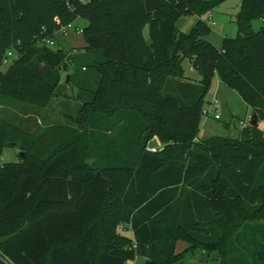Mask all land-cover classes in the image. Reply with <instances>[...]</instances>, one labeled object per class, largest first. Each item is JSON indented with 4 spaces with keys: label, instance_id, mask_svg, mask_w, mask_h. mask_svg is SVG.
I'll return each mask as SVG.
<instances>
[{
    "label": "trees",
    "instance_id": "1",
    "mask_svg": "<svg viewBox=\"0 0 264 264\" xmlns=\"http://www.w3.org/2000/svg\"><path fill=\"white\" fill-rule=\"evenodd\" d=\"M223 1L0 0V102L33 118H0V156L12 144L25 154L0 167L9 264H180L189 249L264 264V133L245 125L237 138L195 142L214 77L264 121V27L252 30L264 0H241L237 36L215 47L201 18ZM190 15L183 33L177 21ZM82 19L86 49L104 55L98 87L69 123H48L40 114L73 56L43 40ZM9 49L19 59L2 71ZM243 213L260 220L239 223Z\"/></svg>",
    "mask_w": 264,
    "mask_h": 264
},
{
    "label": "rangeland",
    "instance_id": "2",
    "mask_svg": "<svg viewBox=\"0 0 264 264\" xmlns=\"http://www.w3.org/2000/svg\"><path fill=\"white\" fill-rule=\"evenodd\" d=\"M240 1L241 0H225L219 4V7L215 8L212 12L206 13L204 21L211 27L212 33L210 37L211 43L215 47H219L221 44V41L223 38H235L237 35V25H236V17L239 13L240 9ZM208 15H210V19H207ZM209 18V17H208ZM197 20L196 16L190 15L188 17H182L177 21V28L183 32L188 33L191 31V28L195 24ZM75 26L80 27V29L87 25V22L85 20H76L74 22ZM261 27H264V13L261 17H256L253 19L252 22V30H259ZM57 36V35H56ZM146 36V31H145ZM80 37V36H79ZM60 44L64 46V51H71L73 52L72 55H80L82 58H78L75 60L74 63H68L65 70L61 71V80L63 86L72 87V90L75 93L76 88L73 87V83H71V78H68V75L73 76V78L76 76V78H82L84 76L88 75H94L97 76L98 73L94 70V65L96 64L95 61H93V58L91 55H89V50L87 49H70L69 48V41L63 39L60 36H57L56 38ZM55 40V37H54ZM76 40H74L75 42ZM77 42V41H76ZM58 45L54 46V49H57ZM88 51V52H87ZM100 53V52H99ZM19 59V58H18ZM82 67H84L82 69ZM184 68V74L186 79L190 81L199 82L200 76L196 74L194 71H191V65L188 61H185L183 63ZM2 71H4V68H1ZM68 78V81H67ZM59 82V83H60ZM211 86L208 90L207 95L205 96V104L203 107V112H207L209 114V117L203 116L200 123V134L198 139L195 140L196 144L202 147V142L206 139L210 138L211 136H220L225 137L228 136L230 138H237L239 132L241 131V128L243 127L240 122L244 123L245 125H248L249 120L251 119V116L253 112L250 108L246 107L241 97H238L236 92L229 89L227 86L223 85L221 82L218 81L217 77H214ZM65 90L64 87L61 88V90L56 89L55 93L56 96L52 98V100L49 102L48 106L45 108V112H41L40 116L43 115L47 119L48 123H54L56 121L60 122H66L68 117L63 115V111L67 110L69 105H73L75 103H79L82 105L84 102L89 101H82L83 98H77L75 99L74 95H70V97H64L60 95L58 92ZM70 90V89H69ZM70 93V91H69ZM81 97H84L87 95L86 92L81 93ZM213 96H216L220 102L221 110L220 113H222V119L219 121H216L212 117V111L210 107V101L213 99ZM53 101L58 102V104L53 105ZM53 105V106H52ZM17 106H22L20 104H17ZM24 106V105H23ZM50 107H52L50 110ZM82 107V106H81ZM32 109H35L31 107ZM31 111V110H30ZM21 112L13 107L12 104L5 105V102H0V118H2L5 121H11L18 117L20 119H24L25 116L28 119H31L32 116L23 115L20 114ZM26 119V118H25ZM33 120V118H32ZM27 125L26 122H24L25 125L28 126V128H31L33 125L32 122ZM40 122L38 121V126H40ZM43 125V124H42ZM41 125V126H42ZM244 125V126H245ZM258 128L261 129V131L264 133V121H258ZM33 128V127H32ZM152 145L158 146L157 150H159L160 144L157 140L151 141ZM19 152L23 153L21 149L15 144L14 146L8 145V147H5L3 149V153L0 156L2 163H9V162H20L21 157L19 156ZM184 155V153H183ZM183 155L175 156L174 158L182 157ZM260 217H253L249 216L243 213L238 219L239 223H244V221L247 222H254L259 221ZM232 227H228L226 233L230 232ZM120 234L122 236H129L131 231L129 229L128 225H122L120 228ZM189 248V244L186 242H178L176 247V253H182L185 249ZM193 252V253H192ZM189 249V251L185 252V256L183 257L180 264H223L221 258L218 256L217 253H214L212 255H206L202 254L199 250L192 251ZM145 258L142 256L136 257L134 261H127L126 264H144Z\"/></svg>",
    "mask_w": 264,
    "mask_h": 264
},
{
    "label": "crops",
    "instance_id": "3",
    "mask_svg": "<svg viewBox=\"0 0 264 264\" xmlns=\"http://www.w3.org/2000/svg\"><path fill=\"white\" fill-rule=\"evenodd\" d=\"M208 17H211V16L208 15ZM201 19L204 20L205 16H203ZM57 36H60V35H57ZM57 36L55 37L54 41L56 42V45L60 46V48H62L64 50V46L62 44H60V42L56 39ZM60 37H62V36H60ZM63 39L69 41V44H70L69 48L70 49H83V48L86 49V43L82 39V35H77V34L71 32L69 37L63 38ZM74 40H76L77 42L76 41L74 42ZM99 52L100 51H91V50H89V52H88L89 55H91V57L93 58V61H95L96 63L102 62L104 60V55H102V53L101 52L99 53ZM72 54H73V52H72ZM72 56L73 57H72V60H71L70 63H74L76 59L82 58V56H80V55H75L74 54ZM83 68L84 67H82V69ZM191 71H193L192 68H191ZM68 77L71 78V83H73V87L76 88L75 93L72 90V87H68L67 88L66 86L62 85V82L59 83L58 90H61V88H63V87H64L65 90L59 91L58 93L60 95L64 96V97H68V98L70 97V95H74L75 99H77L79 97L83 98L82 99L83 102L86 101V100L89 101L92 98V93H94L96 91V89L98 87L97 85H98L99 80H100V76L99 75H97V76L88 75V76H84L82 78H76V76L73 78V76L68 75ZM69 91H70V93H69ZM83 92H86L87 95L84 96V97H81L82 96L81 93H83ZM53 103H54L53 105H55V104L57 105L58 104V102H56V101H53ZM81 106L82 105L80 104V102L78 104L75 103L73 105H69L68 109L63 111L62 113H64L63 115H65L67 117H69V116L70 117H74L78 113V111L81 109ZM51 108L52 107H50V110L53 111V109H51ZM152 140H156V139H152ZM151 141L148 143L147 147L158 148V146L152 145ZM160 146H161V144H160ZM127 237L131 238L132 234L130 233V235L127 236Z\"/></svg>",
    "mask_w": 264,
    "mask_h": 264
},
{
    "label": "built area",
    "instance_id": "4",
    "mask_svg": "<svg viewBox=\"0 0 264 264\" xmlns=\"http://www.w3.org/2000/svg\"><path fill=\"white\" fill-rule=\"evenodd\" d=\"M207 19H210V17ZM71 32L77 35H82V30L73 24H66V26H61L57 34L62 36L63 38H67L70 36ZM43 41H44L43 44L49 48H53L54 46H56V42L54 40H43ZM17 59H18V54L14 49L7 50L5 52V55L3 56L1 68H4L6 70V68L12 65L13 62L16 61ZM209 104L211 107L213 119L216 121L221 120L222 119V113H220L221 105H220L218 98L216 96H213V99L210 101ZM202 114L205 117H209V114H207V112H203ZM240 124H242V126L245 125L242 122H240ZM148 151L151 153H156L157 148L148 147L147 152ZM3 164L4 163H2L0 159V167H2ZM0 258L4 260L6 264H9L5 259L1 257V255H0Z\"/></svg>",
    "mask_w": 264,
    "mask_h": 264
},
{
    "label": "water",
    "instance_id": "5",
    "mask_svg": "<svg viewBox=\"0 0 264 264\" xmlns=\"http://www.w3.org/2000/svg\"><path fill=\"white\" fill-rule=\"evenodd\" d=\"M69 78V77H68ZM68 78H67V81H68ZM258 124V117H257V114H255L254 112H253V114H252V116H251V119L249 120V122H248V125L249 126H251V127H256V125ZM11 146H14V144H12ZM24 153H21V152H19V156L21 157V158H24Z\"/></svg>",
    "mask_w": 264,
    "mask_h": 264
}]
</instances>
